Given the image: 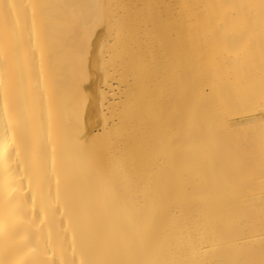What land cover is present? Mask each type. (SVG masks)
Here are the masks:
<instances>
[{
  "label": "bare ground",
  "instance_id": "1",
  "mask_svg": "<svg viewBox=\"0 0 264 264\" xmlns=\"http://www.w3.org/2000/svg\"><path fill=\"white\" fill-rule=\"evenodd\" d=\"M263 124L264 0H0V264H264Z\"/></svg>",
  "mask_w": 264,
  "mask_h": 264
},
{
  "label": "rangeland",
  "instance_id": "2",
  "mask_svg": "<svg viewBox=\"0 0 264 264\" xmlns=\"http://www.w3.org/2000/svg\"><path fill=\"white\" fill-rule=\"evenodd\" d=\"M263 125H262V127L264 128ZM263 128H249V129L248 128H245V129L244 128H240V129H236V128H229L228 129L227 128L229 132L227 131L226 128H218V133H216L217 128H211V132L214 134L213 135L211 133L213 135V138L215 137L217 142H219L220 145L223 144V146H222L223 148H224V144L225 145L227 144V147L225 146V149L227 150V153H228V150H229V153H231V154L227 155L228 156L227 161L230 162L231 165L229 163H227L225 165V168H224L225 171L223 173H218L220 175V178H224L223 182H225V183L237 182L238 183L237 186L240 189L241 188L242 189H244V188L248 189V188H250V186H252L251 189L254 187L255 190L259 189V190H262V192L264 193V177H263L264 176V147H263L264 145L262 143V142H264V138H263L264 135H262L264 133ZM224 130H226V131H224ZM237 130H238V132H237ZM253 130H255L256 132L255 131L251 132ZM223 132L225 133L226 137H224L222 135ZM230 132H231V134H230ZM257 132H258V134H257ZM220 136H222L221 141H223V139H224L223 143H221L219 140ZM227 139L229 142L227 141ZM225 141H226V143H225ZM230 142H232V143L229 145ZM237 143H238V145H237ZM258 143H261V144H258ZM233 144H234V147L232 146ZM235 145H236V147H235ZM238 146H240V148H238ZM229 147H230V149H229ZM231 148H234L233 153H232ZM252 148H253V150H252ZM249 151H250V153H249ZM233 156H235V157H233ZM257 157H258V159H257ZM241 162H242V165H244V166L241 165ZM233 163H234V165L232 166ZM237 164H239V165L237 166ZM230 167H232V168H230ZM257 167H258V169H257ZM237 168H238V170H237ZM241 168H242V170H241L242 172H240ZM246 171H247V175H246ZM229 174H231V175H229ZM238 174H239V176H238ZM252 176H253V179H252ZM225 178H228V179H225ZM250 178H251V180H250ZM254 181H255V184L253 185ZM246 182H247V184H246ZM242 184H243V186H242ZM225 185H228V184H225ZM249 197H252V195ZM263 202H264V196L261 198H256V199L253 198L249 202V205H259Z\"/></svg>",
  "mask_w": 264,
  "mask_h": 264
}]
</instances>
